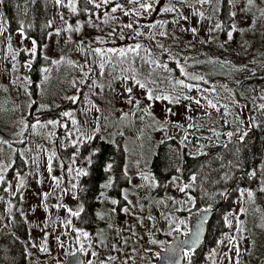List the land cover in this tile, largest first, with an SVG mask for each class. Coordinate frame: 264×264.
<instances>
[{
    "label": "rangeland",
    "instance_id": "obj_1",
    "mask_svg": "<svg viewBox=\"0 0 264 264\" xmlns=\"http://www.w3.org/2000/svg\"><path fill=\"white\" fill-rule=\"evenodd\" d=\"M99 1L114 5L109 15L104 12L91 20L74 18L76 10L70 6L73 0L65 1L62 15L53 18L54 29L42 50L38 52L35 44V53L33 40L26 39L21 30L9 32L0 6V228L9 227L14 214L21 216L27 264H64L75 253L82 256L84 264H155L173 235L187 234L193 206L191 195L180 191L184 185L177 177L161 192L157 190L151 174L157 146L164 140L176 139L199 154L209 140L198 141L186 130L193 128L198 119L206 123L212 115L215 120L210 124L216 121L226 129L213 125L203 133L223 139L229 137V132L243 131L246 121L240 115L242 109L233 103L231 91L221 101L223 93L213 90L215 68L198 64L192 50L181 55L183 61L168 51L172 31L179 28L178 39L186 46L191 43L200 48L202 41L215 37L217 19L208 16L212 0ZM142 4L151 7L146 10ZM246 4L247 0H231L237 27L244 20L240 9ZM129 24L131 27H126ZM192 29L201 32L200 36H194ZM112 44H118L123 51L136 49V45L151 48L159 70L168 72L162 76L154 71L139 76L135 72L140 83L128 82L125 74L118 72L121 67L117 55L113 56L115 51H108L117 49ZM96 48L102 54L96 53ZM164 52L176 61L175 66L168 68L160 60ZM63 64L66 68L55 86L50 87L56 94L52 108L58 111L66 103L71 108L64 110L59 120L45 125L38 120L51 102L42 99V87ZM168 77L170 90L165 89ZM105 86L113 88L116 105L106 103L103 107L104 100L98 103ZM149 92L153 99L148 98ZM57 100L60 103L56 109ZM65 112L69 115H63ZM99 134L106 142H122L127 184L113 196L107 190L101 192L92 233L73 227L75 215L66 203L67 195L78 203L77 176L90 161L87 158L77 162L78 150H68L64 173L61 161L67 159L57 149L67 145L76 148L94 138L100 141ZM111 183L109 180L106 188ZM113 200L117 203L113 204ZM125 208L128 212L123 211ZM238 213L236 208L227 217L229 230L218 250L209 255L207 264H238L243 258L249 244L240 231Z\"/></svg>",
    "mask_w": 264,
    "mask_h": 264
},
{
    "label": "trees",
    "instance_id": "obj_2",
    "mask_svg": "<svg viewBox=\"0 0 264 264\" xmlns=\"http://www.w3.org/2000/svg\"><path fill=\"white\" fill-rule=\"evenodd\" d=\"M65 1L72 2V0H61V3L57 4L56 0H2L0 6L9 32L15 33L21 30L26 39L36 41L38 52H40L48 35L54 29V16L63 13ZM220 2L219 4L218 0H212L208 8V16L217 19L215 26H220L215 27L214 31L210 30L213 31L215 37L202 41L200 48L191 46V43L186 46L178 39L179 28L178 31H172L173 38L170 46L168 45V51L179 55V61H183L181 55L186 52L190 54L192 50L191 55L198 64L212 66L213 70L215 68L216 72L212 76L215 85L211 87L223 93L220 97L221 101L223 96L231 91L230 96L233 103L242 111L247 110L250 113V120L256 131L251 133V137L246 142L244 139L240 140L242 131L235 132L226 139L218 138L213 135L209 136V134L205 135L203 132L210 131L213 125L216 129L225 130L226 127L218 126L216 121L210 124L215 120L212 115L209 117V123H205L206 120L203 118L198 119L193 128L186 130L198 141H203L204 138L209 140L202 153H194L193 149L184 146L182 141L164 140L156 148L151 174L159 192L173 177L179 178L184 186L189 185L185 191L193 199L190 215L205 208L215 210L211 220L207 223V235L204 242L196 251L185 254L187 260L184 264L208 263L209 255L218 250L222 238L229 230L227 217L236 208L239 209L240 231L249 241L244 256L238 264H264V210L260 211L255 204L251 209L249 222L247 223L244 219L245 163L253 161L255 155H258L264 139V109L259 107L264 104V98H262L264 97V0H252L251 3L247 0L246 6L240 9L244 20L238 27L232 13L231 0H220ZM73 4L76 7L74 18H89L90 20L100 17L104 12L109 15V10L114 5L113 2L102 4L99 0L97 3L93 0H73ZM97 4L100 6L97 7ZM202 16L205 17L206 13ZM230 32L231 39H229ZM200 33L196 30L193 35L199 37ZM112 46H117L113 56L117 55V64L121 67L118 72L124 73L128 82L131 81L137 85L136 74L137 76L146 75L154 71L162 76L168 72L159 70L156 58L149 50L151 48H144L140 45L134 51H123L124 55H120L119 45L112 44ZM168 57V53L164 52L160 60L171 68L176 65V61ZM64 66L65 64L54 71L53 76L48 79L50 81L42 87L45 91L42 99L46 103L51 102L45 105L47 111L38 120L45 125H48L49 121L59 120L61 113L71 108L68 103L58 111H53L54 108H52L54 107L52 98L56 94L50 87L55 86L66 68ZM170 83L171 80L168 77L165 81L166 90H170ZM105 88L99 95L98 103L104 100L103 107L106 103L111 106L116 105L113 88L107 86ZM146 89L152 90L149 86ZM105 93L108 94L107 98ZM57 95L60 98V94ZM59 103L60 101L57 100L56 109ZM98 103L95 102L96 105ZM240 115L244 116L243 113ZM58 129L60 130L59 127ZM97 136L101 137L100 134ZM76 149L79 153L76 161L80 162L88 158L90 164L86 165V169L77 176V197L78 203L82 206V212L74 216L72 225L76 229H85L93 233L95 225L92 219H96L95 213L100 204L101 192L107 190L108 194L113 196L127 184V177L123 170L124 148L122 142L115 145L101 138L100 141L96 138L84 141L83 145L81 143L76 148L71 145H67L64 149L59 147L57 150L67 159V162L61 161L64 167L62 172L65 173L66 166L68 167L69 153L67 151H77ZM108 165H111L110 169ZM85 172L87 175L83 174ZM193 177L195 180L192 179ZM109 180L112 183L106 188ZM22 225L21 216L14 214L9 227L4 225L0 228V264H27L28 252L24 243L25 233Z\"/></svg>",
    "mask_w": 264,
    "mask_h": 264
},
{
    "label": "water",
    "instance_id": "obj_3",
    "mask_svg": "<svg viewBox=\"0 0 264 264\" xmlns=\"http://www.w3.org/2000/svg\"><path fill=\"white\" fill-rule=\"evenodd\" d=\"M66 203L70 211L79 214L82 212V206L74 202L69 195L66 196ZM214 212L213 208H205L194 213L190 217L187 234L184 237L179 234L173 235L169 244L159 253L155 264H184L185 254L196 251L204 242L207 223ZM64 264H84V260L79 253H75L69 256Z\"/></svg>",
    "mask_w": 264,
    "mask_h": 264
},
{
    "label": "flooded vegetation",
    "instance_id": "obj_4",
    "mask_svg": "<svg viewBox=\"0 0 264 264\" xmlns=\"http://www.w3.org/2000/svg\"><path fill=\"white\" fill-rule=\"evenodd\" d=\"M242 113L244 114L242 119L246 120L242 131V134L247 133L244 136V141L246 142L256 131V128L250 120V113L247 110H243ZM253 172L255 173L254 175L252 174ZM244 183V219L248 223L251 209L255 204L260 208V211L264 210V139L262 140L261 150L258 152V155H255L253 161L245 163Z\"/></svg>",
    "mask_w": 264,
    "mask_h": 264
},
{
    "label": "snow or ice",
    "instance_id": "obj_5",
    "mask_svg": "<svg viewBox=\"0 0 264 264\" xmlns=\"http://www.w3.org/2000/svg\"><path fill=\"white\" fill-rule=\"evenodd\" d=\"M0 2H2V0H0ZM107 2H108V0H104V3H107ZM202 2H208V0H202ZM251 2H252V0H249V3H251ZM56 3H57V4H60V3H61V0H56ZM70 6L72 7V10H73V11L76 10L74 4H72V5H70ZM96 6L99 7L100 5L97 4ZM141 7L145 8V9L147 10L148 8L151 7V5H145V4H142ZM171 10H172V9H165V11H171ZM112 11L115 12V11H116V8L114 7V8L112 9ZM126 27H131V24L126 25ZM216 27H220V26L217 25ZM77 30H78V29H77ZM192 31L195 32L196 29H192ZM229 39H231V32L229 33ZM35 44H36V41L33 40V49H32V52H33V53H35ZM139 47H140L139 45H136V48H139ZM134 50H135V49H129V51H134ZM94 51H95L96 53H98V54H102V50L99 49V48L94 49ZM108 51H115V50L109 49ZM120 55H124L123 50L120 51ZM100 67L103 68L104 65H103V64H100ZM181 71L183 72V69H181ZM86 75H87V74H86ZM137 83L139 84L140 82L137 81ZM180 83H183V82L181 81ZM140 87H144V85H143V84H140ZM127 91H128L129 93H131L132 90H131V88H129V89H127ZM148 98H149V99H153V97H152V95H151L150 92H149V94H148ZM160 98H161V97H156V99H160ZM163 98H164V99H170L169 97H163ZM262 98H264V97H262ZM69 99L75 101L77 98H76V97H70ZM177 102H178V101H177ZM129 103H131V99L129 100ZM137 103H138V102H137ZM196 103H199V101H196ZM213 106H214V105H213ZM259 107H260L261 109H264V104H261ZM63 115L68 116L69 113L65 112V113H63ZM49 123H54V122H53V121H49ZM232 135H233V133H231V132L228 133V136H229V137H231ZM246 135H247L246 132L243 133V134H241V136H240V140L243 141L244 136H246ZM89 139H90V138H89ZM108 168L110 169V168H111V165H108ZM49 171H51V168H50V167H49ZM78 174H79V173H78ZM83 174H84V175H87L86 172L83 173ZM252 174L254 175L255 173L253 172ZM0 179H3V177L0 176ZM192 179L195 180V177H193ZM187 187H189V185H185L184 187H182V188L180 189V191L183 192V191L185 190V188H187ZM249 195H251V193H249ZM125 198H126V197H125ZM112 203L115 204V203H117V201L113 200ZM123 211H124V212H128V209L125 208ZM72 214H73V215H78L79 213H78V212H73ZM149 218L151 219V217H149ZM165 219H167V217H165ZM181 223H183V221H182ZM83 235H84V236H87L88 233L85 232V233H83ZM94 255H95V253H94ZM109 259H113V258H112V257H109ZM90 264H91V262H90Z\"/></svg>",
    "mask_w": 264,
    "mask_h": 264
}]
</instances>
